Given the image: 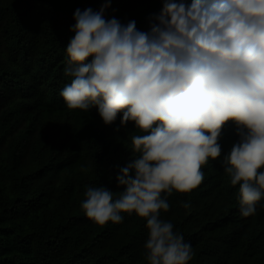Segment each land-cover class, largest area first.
<instances>
[{"label":"trees","instance_id":"trees-1","mask_svg":"<svg viewBox=\"0 0 264 264\" xmlns=\"http://www.w3.org/2000/svg\"><path fill=\"white\" fill-rule=\"evenodd\" d=\"M104 2L0 0V264H149L145 218L122 213L121 223L99 225L81 208L90 186L124 190L116 176L140 155L132 136L146 133L132 121L121 127L122 112L105 125L95 107L70 109L60 95L72 79L64 69L73 13L98 11ZM162 6L111 0L105 18L134 20L147 32ZM238 139L235 123L226 122L221 156L202 167V183L173 191L161 212L191 244L189 264H264V198L243 217L239 185H231L221 163Z\"/></svg>","mask_w":264,"mask_h":264},{"label":"clouds","instance_id":"clouds-1","mask_svg":"<svg viewBox=\"0 0 264 264\" xmlns=\"http://www.w3.org/2000/svg\"><path fill=\"white\" fill-rule=\"evenodd\" d=\"M110 4L74 11L64 69L72 79L60 95L70 109L95 107L105 125L122 112L121 127L132 121L146 134L132 136L140 155L116 176L124 190L90 186L81 208L99 225L121 223L122 213L145 218L149 264H189L191 244L161 212L173 191L202 183L228 121L239 139L221 163L239 185L241 215L264 198V0H163L147 32L106 19Z\"/></svg>","mask_w":264,"mask_h":264}]
</instances>
